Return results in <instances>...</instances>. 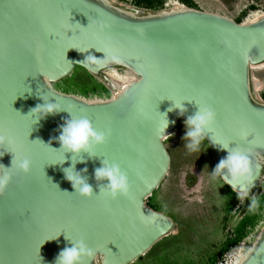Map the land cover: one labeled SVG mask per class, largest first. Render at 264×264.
<instances>
[{
  "label": "water",
  "instance_id": "obj_1",
  "mask_svg": "<svg viewBox=\"0 0 264 264\" xmlns=\"http://www.w3.org/2000/svg\"><path fill=\"white\" fill-rule=\"evenodd\" d=\"M88 55H115L118 62L80 63ZM263 63L264 16L238 24L192 8L138 14L110 0H0V131L15 139L0 145V164L11 167V152L32 160L30 172L14 175L0 194V264H54L71 246L65 236L84 239L105 264L145 256L174 227L146 205L170 166L164 140L198 106L216 112L205 139L214 167L226 156L214 142L252 148L248 191H255L264 171L257 163L264 159V103L253 95L251 68ZM75 68L108 82L106 70L123 69L136 80L114 98L87 101L52 87ZM39 95H55L62 108L109 133L95 157L81 154L86 163L75 170L87 168L83 175L98 193L94 169L102 159L119 163L128 174V196L74 192L63 172L71 154L58 150L56 140L69 113L36 123L29 112L43 103ZM173 102L187 111H168ZM238 264H264V225Z\"/></svg>",
  "mask_w": 264,
  "mask_h": 264
},
{
  "label": "rangeland",
  "instance_id": "obj_2",
  "mask_svg": "<svg viewBox=\"0 0 264 264\" xmlns=\"http://www.w3.org/2000/svg\"><path fill=\"white\" fill-rule=\"evenodd\" d=\"M158 1L153 0L150 7L137 6L134 0H116L115 4L138 14L158 13L177 5L223 16L239 24L264 13V0H190L192 7L179 0H163L161 4ZM110 70L127 77L126 70L111 68L106 71ZM251 79L261 86L253 92L255 99L264 103V67L253 68ZM113 84L117 86L113 81L75 68L52 87L87 101H105L113 98L117 91L118 86ZM184 132L183 121H178L173 133L164 140L170 166L158 189L146 200L149 208L173 221V232L134 264H218L231 248L238 246L234 252L236 256L242 245L247 250L264 225V204L259 210L257 205L252 206L253 198L256 201L264 198V171L258 188L241 201L236 193L221 186L219 180L209 179L214 165L206 142H202L199 151L189 152L182 140ZM232 242L235 244L224 248Z\"/></svg>",
  "mask_w": 264,
  "mask_h": 264
},
{
  "label": "clouds",
  "instance_id": "obj_3",
  "mask_svg": "<svg viewBox=\"0 0 264 264\" xmlns=\"http://www.w3.org/2000/svg\"><path fill=\"white\" fill-rule=\"evenodd\" d=\"M102 60L105 64L118 62L115 55L105 56L104 59H97L92 55H88L80 63L102 67L103 65L100 64ZM48 87L51 89V82H49ZM39 96L43 103L37 104L29 112L36 119V123L47 115H54L61 111L68 112L57 102L55 95H49L47 98L44 95ZM182 102L179 104L173 102L168 111H172L174 108L178 110L179 115H183L187 109ZM68 113L69 118L65 119L60 126L56 140L60 145L58 150H62L64 154H71V164L69 167L64 168L63 172L65 179L71 184L74 192L84 198H91L94 194L108 199L128 196L130 192L128 174L119 163L102 159L100 161L101 166L94 169L93 175L98 182V193H94L93 187L83 175L87 172V168L80 171L75 170L76 163H86L81 154H87L89 159L95 157V148L106 143L109 133L97 130L86 117H76L70 112ZM215 120L216 112L210 106H198V110L194 114L184 119L185 132L182 140L186 142L184 147L189 152L199 151L202 142L206 139L207 131L215 123ZM246 135L244 134L245 138ZM214 143L218 145L221 151H226V156L221 158L215 165L210 172L209 179L211 181L219 180L221 186L228 185L236 193L239 200H244L249 196L248 186L253 182L252 156L254 152L252 148L241 149L230 146L231 143ZM4 144L13 145L15 139L10 134L0 131V145ZM4 152L0 151V157L4 155ZM11 153L13 154L11 167H4L0 164V194H3L8 188L14 175L17 173L28 174L32 167L30 158L22 154L15 155L13 152ZM64 161L65 156L59 163L63 164ZM257 163L264 165V159L258 157ZM255 205L256 200L253 198L252 206L255 207ZM149 218L148 216L143 217V219ZM65 238L71 246L64 247L58 253L54 264H90L92 261H95V264H105L103 256L90 247L84 239L72 240L66 236Z\"/></svg>",
  "mask_w": 264,
  "mask_h": 264
},
{
  "label": "bare ground",
  "instance_id": "obj_4",
  "mask_svg": "<svg viewBox=\"0 0 264 264\" xmlns=\"http://www.w3.org/2000/svg\"><path fill=\"white\" fill-rule=\"evenodd\" d=\"M111 2L115 3L116 0H110ZM172 10H175V9H181L180 6H177V5H174L172 6ZM264 16V13L261 14V15H254L253 18L245 23H252V22H255L257 20H259L260 18H262ZM261 67H264V63L261 64V65H258V66H254L251 68V70L253 68H261ZM107 72V71H106ZM126 72V76L127 77H123V76H120L116 71L114 70H110L106 73V76L111 79L117 86V91L114 93L113 95V98L121 91V89L126 86L127 84H129L130 82L136 80V77L131 74L130 72L128 71H125ZM253 81V92L256 93L258 90H260L261 86H258L257 83ZM246 248H244V245L241 246L240 248V251L239 253H237V256H236V259H235V262L234 264H238V262L240 261V259L244 256L245 252H246Z\"/></svg>",
  "mask_w": 264,
  "mask_h": 264
},
{
  "label": "trees",
  "instance_id": "obj_5",
  "mask_svg": "<svg viewBox=\"0 0 264 264\" xmlns=\"http://www.w3.org/2000/svg\"><path fill=\"white\" fill-rule=\"evenodd\" d=\"M181 1L182 4H185L187 7H192L193 4L190 0H179ZM163 2V0H159L158 1V4H161ZM134 3L137 5V6H145V7H150V6H153V0H134ZM158 6V5H156ZM250 9H253V6H250ZM239 24V22H236ZM263 204H264V198L261 197L260 199H258L256 201V205L258 206V210L261 209L263 207ZM252 212V211H251ZM245 222V221H244ZM244 222L241 223V226L244 225ZM241 236V235H240ZM235 242V241H234ZM234 242L232 243H227L224 248L230 246L231 244H235ZM237 242V241H236Z\"/></svg>",
  "mask_w": 264,
  "mask_h": 264
},
{
  "label": "built area",
  "instance_id": "obj_6",
  "mask_svg": "<svg viewBox=\"0 0 264 264\" xmlns=\"http://www.w3.org/2000/svg\"><path fill=\"white\" fill-rule=\"evenodd\" d=\"M239 246H241V244ZM237 247H234L233 249L231 248L230 251L223 256V258L221 259V261H219L218 264H234L236 257V254L234 252Z\"/></svg>",
  "mask_w": 264,
  "mask_h": 264
}]
</instances>
